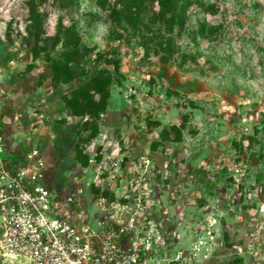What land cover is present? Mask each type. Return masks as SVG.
Here are the masks:
<instances>
[{
	"label": "rangeland",
	"instance_id": "374dc122",
	"mask_svg": "<svg viewBox=\"0 0 264 264\" xmlns=\"http://www.w3.org/2000/svg\"><path fill=\"white\" fill-rule=\"evenodd\" d=\"M129 9L117 0H0L7 156L20 162L38 150L52 201L78 197L96 226L93 189L105 181L77 163L76 146L132 164L151 155L174 251L190 248L202 222L217 236L213 263L264 264V0H139ZM104 51L117 73L95 62ZM95 77L100 88L111 82L105 110L69 108ZM92 123L98 134L88 139Z\"/></svg>",
	"mask_w": 264,
	"mask_h": 264
},
{
	"label": "built area",
	"instance_id": "2783aa9c",
	"mask_svg": "<svg viewBox=\"0 0 264 264\" xmlns=\"http://www.w3.org/2000/svg\"><path fill=\"white\" fill-rule=\"evenodd\" d=\"M1 125L0 115V264H218L217 236L207 223L190 229L189 249L174 251L172 216L162 219L150 185L151 155L133 164L103 150L89 157L87 168L105 181L96 184L99 213L92 226L78 197L52 201L38 150L20 162L7 156ZM182 218L180 212L177 220Z\"/></svg>",
	"mask_w": 264,
	"mask_h": 264
},
{
	"label": "trees",
	"instance_id": "16d2710c",
	"mask_svg": "<svg viewBox=\"0 0 264 264\" xmlns=\"http://www.w3.org/2000/svg\"><path fill=\"white\" fill-rule=\"evenodd\" d=\"M138 1L139 0H117V4H120L123 7V9L126 8L130 11L129 8L131 6L137 5ZM116 9H117L116 7L110 8V10H109V18L110 19H112V17H114V15L116 14V12H117ZM94 60L96 63H99V62L109 63L113 66V70L115 71V73L118 72V63L116 61L112 62V60L108 59V52L104 51V52L98 53L95 56ZM99 82H100L99 79L95 77V78H92L91 80L88 81L89 84L87 86L80 87L79 92H82L83 94H85V96H88V97L87 98L83 97V100L79 101V103H77V104H75L73 100H70V102H68L69 108L72 106L73 107L76 106L77 109H79V112L81 114L88 112V113H91V115L95 111L102 112L103 110H105V108L107 106V100L109 97L108 87H109L111 82L108 79L104 84L105 87L103 86L101 88L98 86ZM92 88H93L94 94L98 95L97 99L94 98V94L92 96L90 95V90ZM90 109H92V110H90ZM91 126H92V129H91V131L87 137L88 139H93L98 134V129L96 127V124L92 123ZM100 150H101V147H97V151H100ZM88 159H89V156L87 154H84L82 152V150L78 146H76L75 160L77 161V163L81 167H87L88 166ZM93 191H94V193H98L100 191V189L95 187L93 189ZM103 194L105 196H108L110 193H109L108 189H106L103 191ZM110 197H111V199L113 198L112 196H110Z\"/></svg>",
	"mask_w": 264,
	"mask_h": 264
}]
</instances>
